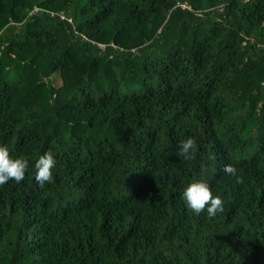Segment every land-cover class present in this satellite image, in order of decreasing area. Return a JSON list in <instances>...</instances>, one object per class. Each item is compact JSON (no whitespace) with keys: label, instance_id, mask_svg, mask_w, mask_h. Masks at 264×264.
I'll list each match as a JSON object with an SVG mask.
<instances>
[{"label":"trees","instance_id":"16d2710c","mask_svg":"<svg viewBox=\"0 0 264 264\" xmlns=\"http://www.w3.org/2000/svg\"><path fill=\"white\" fill-rule=\"evenodd\" d=\"M5 145L0 264H264V0H0Z\"/></svg>","mask_w":264,"mask_h":264},{"label":"clouds","instance_id":"9594fccd","mask_svg":"<svg viewBox=\"0 0 264 264\" xmlns=\"http://www.w3.org/2000/svg\"><path fill=\"white\" fill-rule=\"evenodd\" d=\"M197 149V141L193 137L182 140L179 144V155L185 159H193ZM35 182L41 189L53 182V170L56 168V159L51 151L44 152L38 157L34 165ZM29 169V161L24 157L13 158L8 147L0 146V186L14 180L19 184L25 179ZM229 176H237V169L232 165H225L222 169ZM239 182V177H237ZM183 199L189 209L195 214L206 211L209 217H215L224 212V200L220 195H213L210 185L199 180L190 183L183 192Z\"/></svg>","mask_w":264,"mask_h":264}]
</instances>
